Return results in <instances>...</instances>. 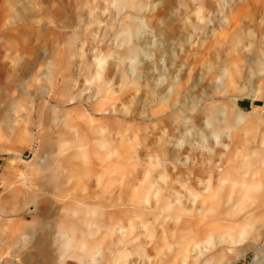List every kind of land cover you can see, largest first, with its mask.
I'll list each match as a JSON object with an SVG mask.
<instances>
[{"label":"rangeland","instance_id":"374dc122","mask_svg":"<svg viewBox=\"0 0 264 264\" xmlns=\"http://www.w3.org/2000/svg\"><path fill=\"white\" fill-rule=\"evenodd\" d=\"M55 1L41 16L52 30L50 52L39 53L72 39L49 87L73 133L55 134L41 149L31 113L43 81L25 78L20 93L8 77L14 54L6 56L0 264H78L14 229L30 219L23 195L38 188L45 157L47 172L75 169L78 178L52 199L71 202L78 218L96 210L87 218L105 235L100 263L128 248L130 264H264V239L249 241L245 257L227 247L264 215V0H66L65 20L63 0ZM47 210L38 207L36 217L63 220L61 209L49 219Z\"/></svg>","mask_w":264,"mask_h":264},{"label":"bare ground","instance_id":"6f19581e","mask_svg":"<svg viewBox=\"0 0 264 264\" xmlns=\"http://www.w3.org/2000/svg\"><path fill=\"white\" fill-rule=\"evenodd\" d=\"M49 2L50 0H0V83L5 79L4 74H7L5 57L11 54H14L13 58H9L11 59L10 63L13 64L11 66L13 71L8 77L19 80L16 87L20 93L23 94L29 85L24 82L25 78L30 77L33 81L38 78L43 81L42 85L34 87L36 93L32 92L33 95L36 94L40 99L34 104L32 109L31 124L35 131L34 139L41 144V149L44 152L48 150L42 143L46 142L48 138L55 134L68 133L70 135L73 133L71 125L67 124L68 110L64 102L58 100L55 97V91L52 90L53 88L49 87L50 83L54 85L59 81L56 79L58 75L56 73L65 69V66L63 67L61 63L68 57L66 54L72 47V39L70 40L66 35L61 36L62 39L58 37L62 40L60 50L52 51L50 54L46 53V56L43 55V52L42 56L39 53L44 49H47L48 53L50 52L48 45L50 46L52 41V30L46 27V22L44 23L41 17L46 13ZM61 7L63 9V11L60 10L61 16L65 20L67 18L65 17L67 12L66 0H63ZM39 58H41L43 63L42 71L38 74L37 63ZM31 84L30 87L35 86ZM61 85L63 96L70 94L66 88L68 87L66 78H63ZM27 93H29V90ZM54 125H56L57 130L51 129ZM64 142L67 141L63 138L62 143ZM50 160L51 157H45V161L41 164V169L45 170V173L36 179L39 184L38 188L23 195V202L28 204V208L25 211L32 207L33 212H28L30 213V219L17 220L14 223V229L20 236L27 234L28 242L31 245L39 247L50 246L51 253L56 256L57 260L71 258L76 259L78 264H103L100 262H102L103 258L102 246L104 245L105 235L99 236L97 234L101 227L97 220L92 221L87 218L90 213H97L96 210H92L90 213L84 212L85 215L78 218L76 215L79 213V209L76 206L73 207L71 202L66 203L62 207H58L54 203L52 197L65 193V188L69 182L74 178H78V176L73 172L75 171L74 168H68L63 165H56V172L54 173L47 172ZM5 192L6 189L3 188L1 194H5ZM38 207L48 209V219L55 214H59L58 210L61 209L63 211L61 214L63 220L53 225L50 224L51 221L49 222V220L46 223L39 220L36 217ZM255 239H264V215H256L252 220L251 233L249 235L246 232L238 233L233 245L227 246L228 251L235 256L241 255V257H245L243 253L247 248L248 242L252 243ZM119 243L118 241L113 242L108 248H113ZM129 254L128 248L118 249V251L111 250L109 252L110 258L105 264H109L110 261H115L120 257L125 258L123 264H130V261H126ZM240 258L238 257L239 260ZM195 261H192L193 263L191 264H196ZM232 264L238 263L233 262Z\"/></svg>","mask_w":264,"mask_h":264}]
</instances>
